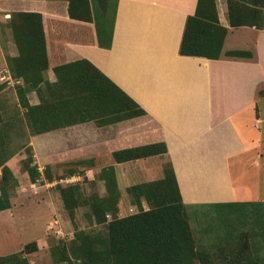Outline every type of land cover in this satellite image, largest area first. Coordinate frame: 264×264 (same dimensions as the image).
I'll list each match as a JSON object with an SVG mask.
<instances>
[{"label":"trees","instance_id":"trees-1","mask_svg":"<svg viewBox=\"0 0 264 264\" xmlns=\"http://www.w3.org/2000/svg\"><path fill=\"white\" fill-rule=\"evenodd\" d=\"M69 17L91 22L90 0H67ZM229 27L220 24L217 0H197L195 11L187 16L179 46L181 55L209 56L254 61L253 46L258 29L264 24V0H225ZM60 19L33 11H13L7 22L17 54L6 56L7 68L14 85L18 104L13 116L4 119L0 109V210L10 207L11 190L17 180L7 161L25 148L29 155L22 160L30 180L42 176L37 164H32L29 136L92 120L105 126L146 114V111L97 66L85 58L65 61L55 58L47 48L52 28L62 30ZM254 27V28H253ZM67 32V31H66ZM65 32V33H66ZM63 41H84L77 33L65 34ZM251 34V42L243 36ZM69 35V36H68ZM58 59V60H57ZM55 79L50 81L47 70ZM20 81V82H19ZM5 83L0 82V90ZM260 91V90H259ZM35 92L38 102L29 101ZM24 138L16 145L15 139ZM114 163L167 154L164 141L150 142L108 152ZM66 176L79 172V166H91L93 158L70 160ZM47 167V166H46ZM45 167V168H46ZM48 168L43 171L52 180ZM106 195L93 192L84 196L80 184H58L60 197L69 215L85 203L95 231L77 230L71 242L70 254L77 264H238L241 259L259 264V251L264 248V203L262 201H229L201 204L184 202L174 168L168 160L163 175L127 187L130 202L137 211L117 216L119 187L112 165L101 168ZM59 178L62 175L57 176ZM143 202L147 208L143 207ZM191 207L198 220L219 214V221L194 230ZM208 207V208H207ZM111 214L110 220L106 219ZM237 214L238 223L228 224L224 214ZM244 226V227H243ZM249 226V229H245ZM251 238L248 241L247 237ZM258 237V241H254ZM260 243V244H259ZM37 242L29 241L17 252L0 256V264H27L26 254L37 250ZM59 261L69 259L65 247L50 246ZM258 257V258H257ZM262 259V258H261Z\"/></svg>","mask_w":264,"mask_h":264},{"label":"crops","instance_id":"crops-1","mask_svg":"<svg viewBox=\"0 0 264 264\" xmlns=\"http://www.w3.org/2000/svg\"><path fill=\"white\" fill-rule=\"evenodd\" d=\"M90 3L91 22L70 18L67 0H0V8L4 16L11 11H33L60 19L58 27L63 29L52 28L49 53L65 61H91L146 111L138 117L96 126L98 151L164 141V157L174 168L184 202L254 201L242 184L248 175L242 169L251 155L264 152L263 116L258 107L264 98V24L254 40V61L181 55L185 20L194 13L197 0H116L108 29L98 28L94 1ZM217 8L220 24L229 27L226 1H217ZM59 31L80 34L84 41H63L65 35L59 36ZM243 40L251 42V34ZM9 43L15 46L12 40ZM16 54V48L9 46L6 51L3 44L4 64L6 56ZM3 68L5 86L13 85L7 66ZM46 74L50 81L55 79L50 68ZM55 130L30 136L35 151L41 144L44 155L36 158L40 166L55 160V144L51 143ZM253 160L259 165V158ZM7 164L11 167L10 159ZM234 165L239 169L236 176ZM148 171L123 173L129 178ZM45 197L48 211H55L54 196ZM29 198L17 190L10 207L0 210V256L19 251L26 243L18 223L21 211H16L13 199ZM34 240L40 249V239Z\"/></svg>","mask_w":264,"mask_h":264},{"label":"rangeland","instance_id":"rangeland-1","mask_svg":"<svg viewBox=\"0 0 264 264\" xmlns=\"http://www.w3.org/2000/svg\"><path fill=\"white\" fill-rule=\"evenodd\" d=\"M93 1L94 14L98 28L108 29L114 17L116 0ZM217 1L219 2V0ZM12 12L13 11L4 16L3 10L0 8V82H3L4 80L3 72L5 69L3 67H5V65L7 66L6 58L5 64L3 61V44H5L6 51L9 50V46L11 50L16 48V46L13 47L9 43V41L11 42L12 40V36L9 28L7 27V22ZM15 84L16 82L14 81L13 85L8 87L6 85L0 90V109L4 119H7L9 116H13V113L16 111L18 100L14 88ZM28 96L30 102H33L34 100L38 101L35 92L29 93ZM258 107L259 112H262L263 116L261 130L264 132V98ZM97 132L98 129L96 124L92 120L55 130L53 132L54 134H52L53 136L51 135V138H54V143L53 141L51 143L55 144V146L52 147L54 149L53 157L55 160L54 162L44 164V166H40L36 162L37 156L44 155L41 151V144L36 145V151L32 147V164H37L38 167H41L39 169L42 172V176L33 182L30 180L29 174L25 170L22 163V160L27 158L29 152H27L25 148H19V150L10 158V168L17 180V185L11 190L10 202L12 201L13 196L17 194V190H20L23 196L27 197L28 195L30 197L29 199H13V205L15 206L16 211H21H18L20 213V216L18 215V223L20 231L22 232L21 238L26 243L36 238L40 239L41 248L26 254L28 262L32 261L34 264H77L71 257L69 251L71 242L76 238L75 235L77 230L81 229L95 232L101 226L96 225L90 220L88 217L89 207L85 203L75 207L73 209V215H69L68 211L63 206V202L60 197L61 195L57 187L58 184L64 186L67 184L78 183L82 188L84 196H89L93 192L97 193L99 196H105L106 191L104 180L100 178L99 172L102 167L112 165L119 187V197L117 199L118 209L116 214L119 217H123L128 215L130 210L137 209L136 205L130 202V194L127 191V187L131 184L162 177L163 167L168 164V160L164 157V155H157L159 157L156 155L150 156L149 158L140 161L131 160L125 161L121 164L114 163L108 151L102 153L97 150ZM30 136L29 144L31 145ZM23 141L24 138H20L13 140L12 143L16 145ZM39 143H42V141ZM261 146L264 150V133L261 138ZM251 156L250 160H245L243 164L242 170L247 171L248 175L243 178L242 184L248 187V195L252 197L254 201H262L264 203V152H260L259 155L255 154ZM83 157H92L93 164L91 166H79V172L76 173L79 178H77L73 183L60 182V180L64 179L66 176L64 174H66L68 168L71 166L70 163L67 162ZM254 158H259V165L255 164L256 162H254ZM40 159H42V157ZM45 167L48 168L47 171H49L53 177L51 181H47L43 177V171L46 169ZM142 170L149 171L147 174H142V176L133 175L129 178H126L123 173L130 171L135 174L137 172H141ZM232 172L233 175L236 176L239 169H235L234 165L232 166ZM59 175H62L63 177H57ZM48 194L54 196V199H56V209L53 212H49L46 207L47 204L45 196ZM143 207L147 208L145 202H143ZM200 209L203 208H189V211L191 212V223L194 230L197 231L198 228H200V225H206L208 223V219H210L211 223L219 221L220 215L215 213L211 214L208 219L204 217V219L199 221L197 215L196 217L194 216V212L199 211ZM111 217L112 215L109 213L106 215L107 220H110ZM223 217L228 220V224L233 222L236 224L238 223L237 214L228 213L224 214ZM245 229H249V226H246ZM251 238L253 237L248 236V241H251ZM254 239L255 242L259 240L258 237H255ZM262 241L264 242V238H261L260 242ZM50 246L51 248L52 246H57V248L59 247L61 249L62 247H65V252L70 254L68 257L69 259L59 261L58 257L50 252ZM259 254L262 259L258 257V259H256V257L253 256L250 260L252 261V259H254L259 264H264V248L262 251H259ZM236 262L238 264H250L249 260L247 261L245 259L244 261L241 259Z\"/></svg>","mask_w":264,"mask_h":264},{"label":"built area","instance_id":"built-area-1","mask_svg":"<svg viewBox=\"0 0 264 264\" xmlns=\"http://www.w3.org/2000/svg\"><path fill=\"white\" fill-rule=\"evenodd\" d=\"M77 178H79V177L76 175H70V176L65 177L64 179L60 180V182L73 183L74 181H76ZM136 211H137V209H134V210L132 209V210H130L129 214L134 213Z\"/></svg>","mask_w":264,"mask_h":264}]
</instances>
